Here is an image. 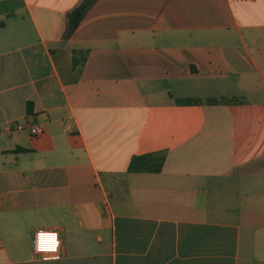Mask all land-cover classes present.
Returning <instances> with one entry per match:
<instances>
[{
  "label": "crops",
  "instance_id": "obj_1",
  "mask_svg": "<svg viewBox=\"0 0 264 264\" xmlns=\"http://www.w3.org/2000/svg\"><path fill=\"white\" fill-rule=\"evenodd\" d=\"M78 1L0 0V264H264V0Z\"/></svg>",
  "mask_w": 264,
  "mask_h": 264
},
{
  "label": "trees",
  "instance_id": "obj_2",
  "mask_svg": "<svg viewBox=\"0 0 264 264\" xmlns=\"http://www.w3.org/2000/svg\"><path fill=\"white\" fill-rule=\"evenodd\" d=\"M96 0H79L73 7H71L65 15V28L63 30L62 36L64 38L70 36L87 10L92 6ZM87 49H73L72 63L73 66L82 65L85 62ZM77 53V55H76ZM201 99L196 97H178L176 98V103L188 104L193 102H199ZM208 101H216L214 98H207ZM26 112L30 115L33 113V102L31 100L26 102ZM34 122V121H32ZM26 150L25 147H16L14 150ZM165 160V150H154L148 151L140 154L131 155L127 170L134 172H158L162 169Z\"/></svg>",
  "mask_w": 264,
  "mask_h": 264
},
{
  "label": "built area",
  "instance_id": "obj_3",
  "mask_svg": "<svg viewBox=\"0 0 264 264\" xmlns=\"http://www.w3.org/2000/svg\"><path fill=\"white\" fill-rule=\"evenodd\" d=\"M26 127L32 135L42 132V127L38 122H29L24 124L19 121H13L10 129H23ZM33 256L43 260L58 259L61 257V237L56 229L39 228L34 232L32 242Z\"/></svg>",
  "mask_w": 264,
  "mask_h": 264
}]
</instances>
